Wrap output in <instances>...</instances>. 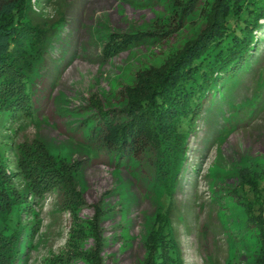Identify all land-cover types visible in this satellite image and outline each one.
<instances>
[{"label":"rangeland","instance_id":"rangeland-1","mask_svg":"<svg viewBox=\"0 0 264 264\" xmlns=\"http://www.w3.org/2000/svg\"><path fill=\"white\" fill-rule=\"evenodd\" d=\"M16 1L0 0V16ZM211 2L195 0L180 22L170 15L179 18L187 0L16 4L23 9L17 25L54 37L43 55L29 41L20 48L34 68L24 120H6L0 107L2 182L19 209L14 231L0 220L3 264H155L161 248L172 257L166 264H264V227L251 194L264 189V50L232 93V108L219 114L214 106L195 123L169 200V183H152L145 158L117 169L89 138L99 112L146 95L143 77L162 70L199 33L200 11ZM135 32L149 41L107 54ZM162 221L169 250L155 238ZM19 237L20 250L8 252Z\"/></svg>","mask_w":264,"mask_h":264},{"label":"trees","instance_id":"trees-1","mask_svg":"<svg viewBox=\"0 0 264 264\" xmlns=\"http://www.w3.org/2000/svg\"><path fill=\"white\" fill-rule=\"evenodd\" d=\"M20 2L17 0L16 4ZM194 2L187 0V4H179V18L176 12L170 17L180 22L184 11ZM16 4L10 7L9 16H0V34L11 32L0 38V107L6 120L13 117L24 120L30 105V76L34 68L23 61L24 55H19L21 46L29 41L36 49L34 54L43 55L54 37L52 32L37 31L32 35L34 31L25 23L17 25L23 9L18 12ZM206 4L200 11L205 23L199 33L175 52L162 70L155 75L151 73L150 79L143 77L148 82L142 85L148 91L146 95L128 97L120 108L99 112V118L89 130L91 141L111 156L117 169L128 160L145 158L152 170V183L158 187L169 183L171 189L164 193L166 200L177 187L195 123L202 116H209L214 106L220 107L219 114L224 105L232 108V93L243 83L241 79L255 72L264 50V0H212ZM146 34L122 35L107 54H118L149 41ZM242 104H237L236 109ZM2 178L7 180L0 171V220L14 231L19 225L16 213L19 209L8 201L11 194L3 187ZM35 188L36 185L32 191ZM27 189L28 184L24 191ZM251 194L264 227V189H258L257 193L252 190ZM162 222L155 238L164 239L169 250L170 238L165 237L167 229ZM20 242L19 237L8 252L14 254L20 250ZM3 244L0 239V249L4 248ZM162 252L161 248L155 264H166L165 258L172 259L169 253L162 256Z\"/></svg>","mask_w":264,"mask_h":264}]
</instances>
